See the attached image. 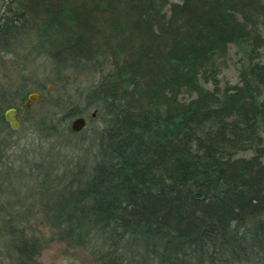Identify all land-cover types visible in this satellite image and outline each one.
<instances>
[{
    "label": "trees",
    "instance_id": "16d2710c",
    "mask_svg": "<svg viewBox=\"0 0 264 264\" xmlns=\"http://www.w3.org/2000/svg\"><path fill=\"white\" fill-rule=\"evenodd\" d=\"M20 10L0 29L43 20L59 72H102L85 101L106 126L90 165L60 183L59 236L92 264H264V0H22ZM233 45L248 61L223 87ZM19 249L29 261L35 244Z\"/></svg>",
    "mask_w": 264,
    "mask_h": 264
},
{
    "label": "rangeland",
    "instance_id": "374dc122",
    "mask_svg": "<svg viewBox=\"0 0 264 264\" xmlns=\"http://www.w3.org/2000/svg\"><path fill=\"white\" fill-rule=\"evenodd\" d=\"M21 7L22 0H0V16L22 12ZM35 7L41 12V6ZM42 21L37 30L31 25L0 29V117L18 107L23 121L9 135L7 125L0 126V264H92L85 250L59 236L54 212L60 183L90 165L105 129L85 101L102 72L99 63L67 64L59 72L52 58L56 29ZM262 53L264 62V48ZM247 61L245 47L233 45L221 74L223 87L240 81ZM33 92L41 97L28 108ZM74 109L77 113L68 116ZM79 116L86 117L85 127L70 132ZM23 240L35 244L29 261H22Z\"/></svg>",
    "mask_w": 264,
    "mask_h": 264
},
{
    "label": "water",
    "instance_id": "95a60500",
    "mask_svg": "<svg viewBox=\"0 0 264 264\" xmlns=\"http://www.w3.org/2000/svg\"><path fill=\"white\" fill-rule=\"evenodd\" d=\"M41 97L40 93L33 92L29 94V99L26 101L25 105L26 107H31L32 103L38 100ZM17 109L16 108H10L6 112V118L11 123V126L14 130L19 129L21 126L20 121L16 117ZM86 125V119L84 117H79L74 120L72 124V129L74 131L81 130Z\"/></svg>",
    "mask_w": 264,
    "mask_h": 264
},
{
    "label": "flooded vegetation",
    "instance_id": "af4514ba",
    "mask_svg": "<svg viewBox=\"0 0 264 264\" xmlns=\"http://www.w3.org/2000/svg\"><path fill=\"white\" fill-rule=\"evenodd\" d=\"M15 36H17V35H15ZM15 36H13V38H14ZM13 38H12V39H13ZM12 39H11V40H12ZM11 40H10V41H11ZM10 41H9V42H10ZM9 42H8V44H9ZM11 108H16V109H17L16 117H17L18 120L20 121L21 126H20L19 129H16V130H14V129L12 128L11 123H10V122L7 120V118H6V112H7V110H8V109H7L6 112H5L3 115H1V117H0V126H3L2 124L7 125V127H8L7 134H8V135L11 134V133L9 132V130H11V131L14 133V132L20 130L21 127H22V125H23V121H22V119L20 118V115H19V112H20L19 108H18V107H11ZM9 109H10V108H9Z\"/></svg>",
    "mask_w": 264,
    "mask_h": 264
},
{
    "label": "bare ground",
    "instance_id": "6f19581e",
    "mask_svg": "<svg viewBox=\"0 0 264 264\" xmlns=\"http://www.w3.org/2000/svg\"><path fill=\"white\" fill-rule=\"evenodd\" d=\"M28 97H29V96H28ZM32 104H33V103H32ZM28 108H29V107H28ZM78 118H79V117H78ZM84 118L86 119V117H84ZM76 119H77V118H76ZM86 123H87V119H86ZM72 124H73V123H72ZM84 127H85V126H84ZM84 127H83V128H84ZM83 128H82V129H83ZM79 131H80V130H79Z\"/></svg>",
    "mask_w": 264,
    "mask_h": 264
}]
</instances>
